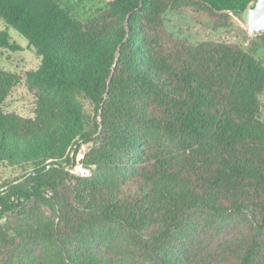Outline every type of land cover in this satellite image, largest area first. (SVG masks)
Here are the masks:
<instances>
[{"label":"trees","instance_id":"1","mask_svg":"<svg viewBox=\"0 0 264 264\" xmlns=\"http://www.w3.org/2000/svg\"><path fill=\"white\" fill-rule=\"evenodd\" d=\"M255 1L110 0L108 12L124 24L119 35L72 46L66 34L77 22L55 0H0V20L40 59L27 79L46 94L37 104L43 130L23 134L10 126L13 117L3 111L9 90L0 85V166L24 169L18 183L0 186V243L17 249L40 237L62 264H111L99 231L112 223L152 264H176L172 249L190 237L199 212L212 223L239 216L248 236L233 264L260 263L264 122L255 93L264 87V68L237 46H190L162 25L166 11L187 7L225 27ZM153 27L165 49L149 44ZM0 47L19 50L7 31L0 32ZM78 98L95 106L93 125ZM76 140L91 144L86 177L64 167ZM166 141L183 151L177 168L128 164L138 149ZM68 181L71 197L60 199ZM41 203L55 209L58 221L31 233L20 224ZM78 237L83 241L74 243Z\"/></svg>","mask_w":264,"mask_h":264},{"label":"rangeland","instance_id":"2","mask_svg":"<svg viewBox=\"0 0 264 264\" xmlns=\"http://www.w3.org/2000/svg\"><path fill=\"white\" fill-rule=\"evenodd\" d=\"M110 0H55L77 22L67 32L66 40L72 46H88L99 40H111L119 35L122 22L108 12ZM252 7V6H251ZM164 30L173 39L190 46L215 44L234 45L247 55L252 56L264 68V32L249 34L247 31V10L239 16H231L225 27L214 26L206 17L196 11L183 7L168 10L162 16ZM7 31L9 44L19 50L0 47V85L8 88V95L3 103V111L13 117L10 125L14 130L30 134L33 130L40 133L46 120L38 114V101L46 94L27 79V73L35 71L40 59L27 42L12 28L0 20V32ZM148 34L149 44L165 49L166 43L161 32L153 27ZM219 51L213 55L220 54ZM223 51V50H222ZM260 105L259 119L264 122V87L255 93ZM82 111L89 118L90 125L97 120L95 106L78 98ZM88 143V149L90 147ZM180 146L166 141L163 144H152L148 149H138L136 155L128 158V164L135 168L151 171L157 163H166L178 167L182 154ZM50 162L47 161V163ZM24 173L22 167L0 166V186L7 183H18L16 180ZM63 185V187H61ZM58 197L68 200L71 197V183H61ZM204 213H195L191 222V235L188 239L177 241L172 249L176 264H233L240 254L247 236V224L236 215L216 218L210 222ZM58 221V214L50 204L41 203L34 217L25 219L20 225L28 227L30 232L38 231L42 224ZM3 224V219L0 220ZM101 247L104 256L111 264H152L126 239L124 232L112 223L100 229ZM82 237L74 243L82 242ZM51 249L40 237L26 241L17 249H11L0 243V264H62ZM258 264H264L263 259Z\"/></svg>","mask_w":264,"mask_h":264},{"label":"built area","instance_id":"3","mask_svg":"<svg viewBox=\"0 0 264 264\" xmlns=\"http://www.w3.org/2000/svg\"><path fill=\"white\" fill-rule=\"evenodd\" d=\"M87 147L88 143H85L82 140H76L69 146L65 153L68 164L64 167L77 177H86L89 175V171L83 165L84 156L88 150Z\"/></svg>","mask_w":264,"mask_h":264},{"label":"water","instance_id":"4","mask_svg":"<svg viewBox=\"0 0 264 264\" xmlns=\"http://www.w3.org/2000/svg\"><path fill=\"white\" fill-rule=\"evenodd\" d=\"M247 31L250 35L264 32V0H256L247 9Z\"/></svg>","mask_w":264,"mask_h":264}]
</instances>
